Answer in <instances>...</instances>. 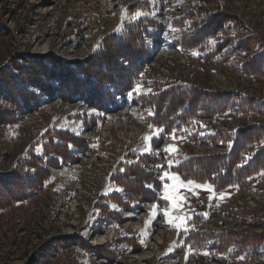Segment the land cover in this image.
Here are the masks:
<instances>
[{"label":"rangeland","instance_id":"1","mask_svg":"<svg viewBox=\"0 0 264 264\" xmlns=\"http://www.w3.org/2000/svg\"><path fill=\"white\" fill-rule=\"evenodd\" d=\"M170 1L0 0V70L21 55L52 54L68 61L82 60L105 37L122 33L125 24L132 22V14L140 10L146 14L140 18L155 21L158 29L157 33L151 30L148 43L152 61L138 83L146 94L139 96L149 94V88L157 93L173 86H193L264 100V78L245 77L240 71L247 57L264 50V0H175L173 5ZM217 12L241 18L246 33L220 34L202 48L178 46L191 23ZM120 28L122 31H117ZM246 36L257 38L248 50L235 52L233 44L220 50L230 39L238 41ZM194 51L200 55L193 56ZM139 96L133 93L119 112L109 115L80 103L55 101L36 112L19 113L15 124H0L2 173L17 168L32 151L42 155V139L48 133L69 131L89 142L75 164L61 169L48 167L51 180L30 200L0 210V264H264L263 250L240 254L237 247H231L220 252L210 239L219 233L264 237V173L247 187L215 190L224 193V199L213 193L209 200L210 193L195 187L199 183L186 187L187 181L172 171L193 155L224 151L201 144L207 136L218 130L264 125V117L227 113L189 122L176 129L178 139L173 140L165 131L156 138L150 129V111L132 102ZM146 135L153 136L151 152L145 149ZM170 147L175 151L167 152ZM144 155L158 158L161 176L169 173L178 177L168 180V191L184 198L181 213L163 199L161 176L157 194L161 203L142 198L125 211L109 200L117 194L128 203L113 179L137 162L133 157ZM102 205L114 218L102 213ZM153 205L157 206L155 216L151 215ZM164 209L173 218L183 214L188 231L178 232L174 226L177 221L170 224L163 216ZM70 237L94 249L112 247L119 257L111 263L79 246L58 244ZM121 239H131L133 244L119 246Z\"/></svg>","mask_w":264,"mask_h":264},{"label":"trees","instance_id":"2","mask_svg":"<svg viewBox=\"0 0 264 264\" xmlns=\"http://www.w3.org/2000/svg\"><path fill=\"white\" fill-rule=\"evenodd\" d=\"M175 2L171 0L170 5ZM157 29V23L147 17L127 22L122 33L105 37L99 47L82 60L68 61L52 54L15 58L8 67L0 70V124H15L19 113L36 112L44 104L55 101L80 103L104 115L119 112L129 98L128 92L141 81L152 61L153 52L148 41L152 39L151 30L157 33ZM228 32L246 33L242 19L224 12L207 14L191 23L178 46L202 48L209 39ZM255 42V36L238 41L230 39L220 50L229 44L235 46V52L248 50ZM240 71L245 77L264 78V50L247 57ZM132 102L153 113L149 121L167 134L186 127L189 122L216 119L227 113L264 117V100L193 86H173L139 96ZM42 140V155L32 151L14 170L0 172V210L6 211L17 203L30 200L51 180L48 167L61 169L73 165L89 148L87 140L69 131H54ZM201 144L224 151L193 155L173 168L183 181L209 184L216 191H224L247 187L254 177L264 173V125L255 123L232 133L219 131L207 136ZM133 158L137 162L126 166L124 172L113 179L122 188L128 203H123L117 194L109 199L125 211L142 198L150 203L162 202L157 196L161 190L158 158L147 155ZM100 207L104 215L114 218L107 206ZM242 236L219 233L210 239L215 241L220 252L231 247H237L240 254L264 251V237ZM58 244L66 248L79 246L111 263L119 257L112 247L94 249L76 237L63 238ZM117 244L130 246L133 243L131 239H121Z\"/></svg>","mask_w":264,"mask_h":264},{"label":"snow or ice","instance_id":"3","mask_svg":"<svg viewBox=\"0 0 264 264\" xmlns=\"http://www.w3.org/2000/svg\"><path fill=\"white\" fill-rule=\"evenodd\" d=\"M143 15H146L145 13H143L142 11L140 10H136L133 14H132V21H135L137 20L138 18H140L141 16ZM122 20H123V17H122ZM117 31H122V28L120 29H117ZM95 50V49H94ZM193 56H199L200 53L199 52H196L194 51L192 53ZM133 93H135L136 95H142V94H146L144 92V89L142 88V85L140 84H136L134 86V88L128 92V97L131 98ZM147 93H151V89H147ZM95 111V110H93ZM97 115H99L100 113H96ZM149 115H153V113L149 112ZM150 129L152 130V132L155 134V137L156 138H159L160 134L164 132V129L163 128H160V127H157L155 125H150ZM167 135V133H166ZM171 137L173 140L175 139H178V137L176 136V130H172V132L170 133ZM180 139H182L183 137H179ZM153 139V136L152 135H146L144 137V141L146 142L145 143V149L149 152H151V148H150V141ZM231 147V145H230ZM167 152L171 153L173 151H175L174 148H168L166 149ZM171 161H170V166H171ZM161 179L164 180V184H163V189H164V194H163V199L167 202H169L170 204V207L177 213H181V209H182V204H183V200L184 198L182 196H179V195H173L171 193H169L168 191V180H176L178 179V177L176 176H172L170 175L169 173H164L162 176H161ZM181 183H185V182H181ZM193 184L192 181H187L185 186H191ZM196 188H199V189H202L208 193H210L209 195V200H212L214 197H213V193H215V189L213 188L212 185H204V184H197L195 185ZM119 190V189H118ZM215 195L219 196L220 199H224V193H215ZM113 208H116V205H113L112 206ZM156 208L157 206L156 205H153L152 206V212H151V215L155 216L157 214L156 212ZM207 215V214H205ZM163 216L165 218L168 219V222L170 224L173 223V220L177 221L174 226L176 228V230L179 232V231H188V228H189V225L187 223V218L183 215V214H179V215H176L174 218L172 216H170V213L168 211V209H164L163 211ZM189 251H191V248L189 246ZM203 255L207 256L209 255V253L207 252H204L202 253ZM241 260L244 259V257H240Z\"/></svg>","mask_w":264,"mask_h":264},{"label":"bare ground","instance_id":"4","mask_svg":"<svg viewBox=\"0 0 264 264\" xmlns=\"http://www.w3.org/2000/svg\"><path fill=\"white\" fill-rule=\"evenodd\" d=\"M143 259V258H142Z\"/></svg>","mask_w":264,"mask_h":264}]
</instances>
